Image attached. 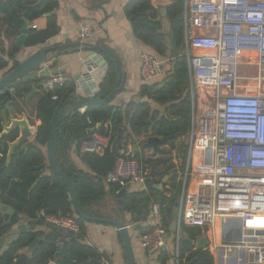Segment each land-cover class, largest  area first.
I'll return each mask as SVG.
<instances>
[{"label":"built area","instance_id":"1","mask_svg":"<svg viewBox=\"0 0 264 264\" xmlns=\"http://www.w3.org/2000/svg\"><path fill=\"white\" fill-rule=\"evenodd\" d=\"M182 14L192 93L203 87L206 106L201 113L196 106L192 113L189 154L196 165L190 168L188 164L179 200L178 260L184 226L211 229L220 223L222 238V221L238 217L243 222L242 239L222 241L217 248L226 258L247 254L252 264H264V231L248 232L264 211V0H184ZM94 35L91 24L80 26L82 39ZM95 70L94 64L86 67L92 82L84 83L77 93L86 97L100 94L105 71L96 76ZM161 72L157 53L144 50L142 79L151 82ZM71 80L57 74L45 80L43 87L53 89ZM52 99L59 98L54 95ZM115 135L109 123L104 132H94L77 143L79 153L103 155ZM128 140L121 144L107 176V182L122 187L144 184L151 172L150 164L135 154ZM148 218L150 228L141 241L148 254H156L167 247L169 232L160 203L152 205ZM40 219L49 225L80 230L74 216L41 211ZM237 227L232 222L226 233L232 234Z\"/></svg>","mask_w":264,"mask_h":264},{"label":"trees","instance_id":"2","mask_svg":"<svg viewBox=\"0 0 264 264\" xmlns=\"http://www.w3.org/2000/svg\"><path fill=\"white\" fill-rule=\"evenodd\" d=\"M59 0H0V15H7L8 34L16 37L22 31L24 18L30 21L46 17L45 28H31L27 38V46L43 44L60 31L56 9ZM168 16L178 15L184 11V0H172L166 6ZM125 14L130 20L136 36L151 47L162 57L168 55L166 34L163 31V21L160 8L152 0H130L124 7ZM171 30L178 49L186 50L184 41L183 22H172ZM8 56L0 53V72L9 71L19 64L14 54ZM108 63L107 72L102 81L100 96L106 97L116 86L117 72L115 61L105 55ZM172 58V57H171ZM171 73L162 83L144 84L141 88L142 96H148L160 104H167L166 116L157 118L153 115L150 103L146 101H130L127 107H115L111 104H94L85 112H74L65 117L58 128V165L73 180L83 212L92 217H102L101 207L109 191L114 198H119L123 188L119 183L107 182L106 178L112 171L116 156L110 148L103 155L87 154L82 156L88 164L89 170L79 169L70 157V149L75 143L89 138L92 134L88 130L102 123L96 132L105 131V123H111L117 132V127H124L128 132V139L132 135L139 136H172L170 144L185 137L192 128L193 103L197 106V95L192 97L190 91V73L187 56L184 54L172 58ZM35 81H17L10 88H14L13 98L0 92V135L3 131V111L7 104L18 105L24 99L23 93L29 92ZM75 92V85L65 82L53 89L39 87L35 105V117L41 121L37 133L32 141L17 146L12 154L10 163L6 165L9 143L18 136L14 130L0 140V202L13 207L19 213L31 219H39L40 212L47 215L74 216L80 226L79 232L86 236L87 222L77 217L70 193L65 181L51 171L49 166L48 147L52 134V118L57 105L68 99ZM57 95L58 100H53ZM123 143V142H122ZM121 143V144H122ZM188 150V145L186 151ZM160 162V161H159ZM167 169H171L168 167ZM179 194L167 196L163 191L152 189L128 191L121 209L131 214V222L146 220L154 203H160L163 209L164 224L170 229L173 212ZM192 238L202 234L200 227L184 226L182 229ZM148 231V230H147ZM147 231H142V234ZM7 232L3 212L0 210V237ZM37 233L26 232L7 250L1 264H15L19 253L26 249L35 239ZM120 240L123 242L122 236ZM83 238L73 237L63 245L60 256H57V243L43 242L26 264H106L105 255L89 244L83 243ZM180 258L186 257L189 262L196 259L195 264H214V256L205 248H194L188 245L180 250ZM169 255L161 254L162 262L168 260Z\"/></svg>","mask_w":264,"mask_h":264},{"label":"crops","instance_id":"3","mask_svg":"<svg viewBox=\"0 0 264 264\" xmlns=\"http://www.w3.org/2000/svg\"><path fill=\"white\" fill-rule=\"evenodd\" d=\"M130 0H59V6L57 7L55 13L57 16L58 25L60 31L57 35L50 38L47 42L43 43V47L55 46L63 43H74L80 41H87L90 43H100L102 45H107L112 48L120 57L123 70L126 75V83L123 91L119 93L114 100L110 103L115 107H127L130 101L142 102L148 101L152 107L153 115L157 118L166 116L167 104H160L148 96H142L141 88L144 84H155L162 83L163 80L171 73L173 67V52L171 50V37L170 33L171 24L169 16L162 17L163 21V31L166 34V40L168 48V55L166 57L160 56L158 53L159 60L162 63L161 74L153 79L151 82H145L141 77V66H142V52L144 50H149L155 52L151 47L146 45L142 40H140L133 31L130 20L127 18L124 7ZM153 1V0H152ZM154 5L161 8L167 6L168 4H159L153 1ZM50 14V13H49ZM46 15L39 19L33 20L29 25L30 29L33 28L35 24L37 29L45 28L46 25ZM27 19V18H26ZM29 20V19H28ZM83 23H89L93 26L95 30V35L90 39H82L80 36V26ZM21 34V33H20ZM19 34V35H20ZM17 35V36H19ZM173 35V33H172ZM16 36V37H17ZM16 37L10 36L8 34L7 26V15L5 13L0 15V53L5 57L10 53H13L15 49L14 57L19 62L26 59L29 55L34 53L40 46H27L22 50L20 45L16 42ZM156 53V52H155ZM92 54L91 51L85 50L83 48H66L56 52L50 63H54L52 67L53 75L64 74L70 76L72 80L71 83L76 85L75 75L83 73L86 70V61ZM186 55V50L179 53V55ZM172 57V58H171ZM106 59V58H105ZM107 61V60H106ZM107 67L102 68V72H107ZM253 70V69H252ZM6 70L0 72V78L4 75ZM101 77H98L100 81ZM43 81V80H42ZM103 81V80H102ZM38 82H34L32 87L37 86ZM253 87V83H252ZM39 91V89H38ZM38 91L33 94L28 102H26L25 97L19 101L18 105H15L14 112L19 110L20 114H11L12 110H4L3 116L7 120L5 123H9L11 117H21L22 113L31 119L32 123L37 127L41 124V121L35 117V105L37 101ZM190 91L192 97L197 95V103H202V107L206 106V102L203 101V93L196 91L195 95L192 93L191 83ZM252 92H254L252 90ZM13 93V92H12ZM194 105V103H193ZM17 106V107H16ZM201 107V108H202ZM17 108V109H16ZM82 112V111H81ZM109 124L105 123V127ZM126 131V130H125ZM128 132L126 131V134ZM146 134L139 136L132 135V138L128 142L134 147H136L135 154L141 156L146 162L150 163L152 168L153 163L156 164V169L161 171V174L154 179V185L162 184L161 188L153 187L151 188L154 192L161 190L167 196H172L179 194L180 200L184 188L186 169L188 167L189 160L186 154L189 153V143L188 150L186 147H181L177 143L181 142V139L185 137L178 138L174 142V146L170 144V140L161 145V151H154L152 148L145 147L147 141ZM73 148L70 149V157L73 163L81 170L88 172L89 167L82 155L79 153L77 142ZM177 144V145H176ZM188 160V163H187ZM160 161V162H159ZM171 167V169H167ZM110 173V172H109ZM107 180V178H106ZM146 189L144 184L141 183H131L128 191L142 190ZM150 190V189H146ZM104 206L101 207L102 217L113 218L124 221L129 226L131 245L133 249V254L135 258V264H187L186 257L180 258L178 260L177 253V240L176 232L172 231L171 226L168 232L167 247L156 254H148L142 244L141 236L142 231H147L150 228V221L147 217L146 220L140 222H131V214L124 212L121 209V204L119 203V198H114L108 191L103 202ZM176 208V205H175ZM174 208V209H175ZM28 218V217H27ZM31 219V218H28ZM176 220L173 218V222ZM172 225V224H171ZM260 227L259 229H256ZM136 227H139L136 229ZM201 228V227H200ZM263 232L264 231V211L261 212L252 224L250 233L254 230ZM202 234L196 235L192 238L188 233L181 234V240L184 238H189L193 240L194 248H199L197 242L200 238L206 236L207 244L204 247L209 249V251L214 256V264H252L249 256L241 255L240 257L234 256L232 258L224 257L223 250L217 248L223 241L219 234L221 233V224L218 223L214 228L203 229ZM34 231H49V229L42 225H36ZM256 231V232H257ZM120 232L118 228L114 225L100 224V223H87L86 236L82 240L83 243L92 245L96 247L99 252L105 255L106 264H127V257L124 249L123 242L120 240ZM57 243V242H55ZM64 245V244H63ZM62 245V246H63ZM188 246V245H186ZM185 246V247H186ZM180 245V250L185 248ZM24 249L21 252H25ZM179 250V254H180ZM166 253L169 255L168 260L162 262L161 254Z\"/></svg>","mask_w":264,"mask_h":264},{"label":"water","instance_id":"4","mask_svg":"<svg viewBox=\"0 0 264 264\" xmlns=\"http://www.w3.org/2000/svg\"><path fill=\"white\" fill-rule=\"evenodd\" d=\"M155 3L159 4H170L172 0H153ZM160 13L162 17H167V8L163 6L160 8ZM50 14H46L49 16ZM183 14L171 15L169 16L170 22L182 21ZM25 23L23 25L21 34L16 37V42L20 45V48L23 50L26 47L27 38L30 33L29 25L32 21L24 18ZM171 37V50L173 52V58L177 57L181 52V49L177 48L174 37L172 33H170ZM33 46L38 47L34 53L29 55L26 59L19 62V64L9 71L5 72L4 75L0 78V92L2 91L7 95L8 99L13 98V94L10 86L17 81H35L38 82L37 86L31 88L29 92L23 93L26 102L30 100L34 93H36L40 86H43V82L50 77L53 76L52 67L54 63H50L55 56L56 52L66 49V48H83L85 50L91 51L92 54L87 59L85 65L89 67L90 64H94L96 70L93 71L94 75L98 76L101 73L102 68H106L108 63L105 59V55H109L115 61V67L117 72V82L115 88L106 96L102 97L99 93L94 96L86 97L77 93V90L81 88L84 83L92 82V76L86 70L83 73H79L75 75L74 79L76 80L75 92L71 95L70 98L64 99L61 101L54 112L52 118V134L48 147V157H49V166L51 167V171L53 174L60 176L65 183L67 184L71 201L74 206L75 213L78 218L83 219L87 223H100V224H109L114 225L118 228L122 239L123 245L127 257V264H135V258L133 254V249L131 245V236L129 231V226L121 220L113 219V218H104V217H92L86 215L79 202L77 190L73 180L63 172L58 165V128L61 121L71 115L74 112H85L90 106L94 104H110L114 98L123 91L126 83V75L123 70V64L118 56V54L109 46L102 45L100 43H90L87 41H80L74 43H63L55 46H47L43 47V44H37ZM43 80V81H42ZM195 111V105H193L192 113ZM102 123H99L97 127L90 128L88 130L89 134L95 132L96 128H100ZM117 132L114 136L111 145L110 152L114 156H118L120 153V146L123 141L128 140V136L126 134L125 128L116 125ZM37 126L32 123L31 119L26 115V113H22L21 117H11L9 123H3V131L0 135V140L5 136L9 135L12 131L17 130L18 136L17 138L9 143V151L7 155L6 165L10 163L12 154L17 146L22 145L23 143L32 141L37 133ZM172 139V136H154L150 135L147 138L145 143V147L153 148L154 151H161V145L168 142ZM134 151H136V147H134ZM161 174V171L156 169V164L153 163L151 172L144 182L146 189H151L154 186L157 188H161L162 184L154 185V179ZM130 188V184H127L125 187L121 189L119 192V203H123L126 193ZM179 201L176 202V208L173 212V218L176 220L179 216ZM0 210L3 212L5 226L7 228V232L0 237V264L1 259L4 253L9 250L10 246L15 243L23 233L33 232L38 235L35 239L28 245L27 250L25 252H20L18 258L15 261V264H26V262L31 260L32 255L35 251L40 247L43 242H57V256H60L63 244L68 242L69 239L76 237L81 239L84 235L80 232H76L74 230H69L61 227H57L54 225L47 224L42 219H28L24 214L19 213L13 207L4 205L0 202ZM234 222L237 225V229L232 234L226 233L228 230V226ZM242 219L241 218H225L222 221V232L224 241L235 242L240 241L242 239ZM36 225H42L49 229V231H34ZM139 227H136L138 229ZM172 231H179L178 223L175 221L171 225ZM181 233L186 234L183 230ZM245 240L252 241L254 239L245 238ZM207 237L204 236L200 238L197 242L199 248H204L207 244ZM193 240L189 238H184L181 240V245L185 247L186 245H193ZM196 259L189 261L187 264H195ZM50 264H55L54 262Z\"/></svg>","mask_w":264,"mask_h":264},{"label":"rangeland","instance_id":"5","mask_svg":"<svg viewBox=\"0 0 264 264\" xmlns=\"http://www.w3.org/2000/svg\"><path fill=\"white\" fill-rule=\"evenodd\" d=\"M205 89L203 88V87H198V91L199 92H202L203 93V91H204ZM197 100H198V98H197ZM21 101V104L20 105H22V100H20ZM202 103H200V104H198L197 103V112L198 113H201V107H202V105H201ZM17 107V106H16ZM14 108H15V105H12V104H7L6 105V107H5V109L6 110H12L11 111V114H14V113H16V114H20V113H18V112H20L19 110H16V112H14L13 110H14ZM203 108V107H202ZM17 109V108H16ZM4 117V116H3ZM4 120L6 121L7 119L6 118H4ZM190 142V136H189V134L188 135H186L185 136V138H183V139H181V142L179 143H177L179 146H181V147H187V145H188V143ZM176 144V145H177ZM153 149V148H152ZM154 150V149H153ZM199 155V154H198ZM186 156H187V159L189 160V162L190 163H188V160H187V163L188 164H190V168H192L193 166H195L196 165V162L194 161V159H191V157H190V154L188 153V154H186ZM149 162V161H148ZM150 164V163H149ZM188 168V167H187ZM187 170V169H186Z\"/></svg>","mask_w":264,"mask_h":264}]
</instances>
